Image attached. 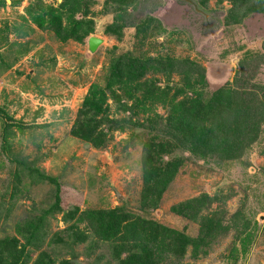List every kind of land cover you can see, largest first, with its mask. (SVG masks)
Returning <instances> with one entry per match:
<instances>
[{"label":"rangeland","instance_id":"rangeland-1","mask_svg":"<svg viewBox=\"0 0 264 264\" xmlns=\"http://www.w3.org/2000/svg\"><path fill=\"white\" fill-rule=\"evenodd\" d=\"M65 1L0 0V242L16 240L17 249L25 250L16 264H33L41 251L56 264H112V246L98 242L76 219L117 207L190 241L210 220L218 237L206 254L193 258L188 249L174 264H264V125L236 159L173 154L184 163L156 207L143 201L145 128L108 131L102 149L71 135L78 120L98 131L108 129L109 119L127 120L111 98L100 102V92L110 68L128 53L195 62L205 70L207 96L232 85L242 71L246 78L254 73L251 85L264 88V0H126L128 12L137 7L135 15L151 19L140 31H118L122 20L116 21L119 15L107 0H70L63 9ZM49 8L81 41L62 42L50 30ZM41 18L46 30L34 23ZM90 37L102 40L94 54L88 51ZM147 78L182 87L177 75ZM87 98L101 106L100 114L85 105ZM150 104L140 107L144 112L134 118L135 126L154 114L167 116L168 108ZM182 206L187 215L198 213L182 215ZM75 226L87 236L84 244L54 243ZM13 251L11 245L0 255V264H12Z\"/></svg>","mask_w":264,"mask_h":264},{"label":"trees","instance_id":"trees-1","mask_svg":"<svg viewBox=\"0 0 264 264\" xmlns=\"http://www.w3.org/2000/svg\"><path fill=\"white\" fill-rule=\"evenodd\" d=\"M125 1L107 0L114 6V12L120 16H117L116 21L122 20V25L116 29L119 31L121 28L135 27L140 31L145 25L144 20L151 19L139 18L138 14L136 16L134 13H139L137 7L132 13L128 12L123 8ZM69 3L70 0L65 1L61 8L64 9ZM56 12L57 10L49 8L46 13L51 19L50 22H54L53 27L52 23H48L49 28H52L50 30L61 37L62 42L71 39L81 41L75 31H65L62 28L61 16H56ZM34 23L45 29L43 18L35 19ZM246 65L243 67H248ZM153 73L180 76L182 87L157 85L155 81H149L147 78ZM253 78L254 73L250 78H246L242 71L241 76L237 77L232 85L207 96L205 70L195 62L153 58L148 55L134 56L128 53L110 68L105 86L100 92V102L102 103L106 96L111 98L117 104L119 112L127 115V120L109 119V127L103 131H98V126L91 122L78 120L71 130V135L96 149H102L108 131L124 132L127 127L145 128L149 137L143 144L142 154L145 183L143 201L149 199L151 203L147 202V205L156 207L161 199V191H165L166 186L183 166L184 158L173 156L177 151L190 152L204 159L215 155L218 159L227 161L240 157L241 153L256 141L264 125V88L251 85ZM125 100L133 101V106H127ZM145 102L151 103L152 106H165L168 108L167 116L164 118L154 114L153 118H147L142 127L135 126L136 122L133 120L138 118V112H144L140 107H145ZM88 104L100 114L101 106L97 109L93 99L87 98L85 105ZM167 156L169 157L165 160L164 157ZM49 180L59 191V185L54 179ZM54 206L57 212L61 211L57 204ZM186 207H180L182 215L193 217L198 213L197 211L193 216L187 215L183 211ZM209 221L201 226L199 236L190 241L181 233L147 221L121 207L109 211L83 212L76 219V222L87 225L91 235L98 242L112 246L109 254L112 264H174L172 259L180 263L188 249L192 251L193 258L202 252L206 254V247H210V244H207L218 237L215 227ZM62 235L64 237L57 235L54 243L57 241L65 244L71 239L70 245H73L84 244L87 240V236L76 226L67 228ZM29 236L33 238V232H30ZM11 245L14 251L8 252V256L14 261L12 264H16L22 252H25L22 248L17 249L16 240L11 243L0 242V255L4 256ZM33 264L56 263L50 259L47 252L41 251ZM58 264L74 263L65 260Z\"/></svg>","mask_w":264,"mask_h":264},{"label":"water","instance_id":"water-1","mask_svg":"<svg viewBox=\"0 0 264 264\" xmlns=\"http://www.w3.org/2000/svg\"><path fill=\"white\" fill-rule=\"evenodd\" d=\"M183 1H187V0H183ZM101 44H102L101 39H98L96 37H90L87 42L89 53L94 54Z\"/></svg>","mask_w":264,"mask_h":264}]
</instances>
